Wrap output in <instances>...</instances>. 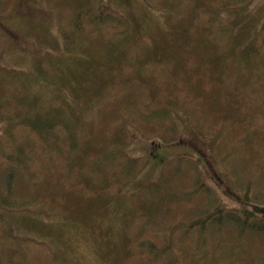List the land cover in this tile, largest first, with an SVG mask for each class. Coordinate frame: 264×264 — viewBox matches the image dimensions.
<instances>
[{
    "label": "rangeland",
    "instance_id": "1",
    "mask_svg": "<svg viewBox=\"0 0 264 264\" xmlns=\"http://www.w3.org/2000/svg\"><path fill=\"white\" fill-rule=\"evenodd\" d=\"M12 163L0 264H264V0H0Z\"/></svg>",
    "mask_w": 264,
    "mask_h": 264
},
{
    "label": "trees",
    "instance_id": "2",
    "mask_svg": "<svg viewBox=\"0 0 264 264\" xmlns=\"http://www.w3.org/2000/svg\"><path fill=\"white\" fill-rule=\"evenodd\" d=\"M237 2H241L243 4H246L249 0H236ZM12 152V151H10ZM13 165V166H12ZM12 165H9L5 169L7 172V177L6 181L1 185L0 184V204L3 206H6V203H3L2 200H6L3 198H7V190L9 189V185L13 182L12 177L14 174V166L15 164L12 163ZM11 180V183L9 181ZM3 181V180H2ZM241 197V196H240ZM246 200H249V196H245ZM256 201V200H255ZM258 202V205H254L253 208L245 209L242 211V214L244 216L242 217V222H241V230L242 231H247L249 227H251L252 230H262L264 231V201L263 202ZM222 208H219V211H222ZM256 212H259V216H257ZM229 218L232 217L233 211L228 210ZM238 219L241 221V217L237 216ZM249 221H255L250 225L248 223Z\"/></svg>",
    "mask_w": 264,
    "mask_h": 264
},
{
    "label": "flooded vegetation",
    "instance_id": "3",
    "mask_svg": "<svg viewBox=\"0 0 264 264\" xmlns=\"http://www.w3.org/2000/svg\"><path fill=\"white\" fill-rule=\"evenodd\" d=\"M183 142L179 144L177 147L179 150L186 152L189 149L192 150L191 156H194L196 159L199 160L201 163L199 166L201 167L202 171H205L209 174L212 184L216 187H220V190H224L225 192L228 191L227 185L224 183L225 178L221 170L216 166L215 162L211 159V153L204 149V147H200L198 141L190 142L191 140L188 138L183 137L181 139Z\"/></svg>",
    "mask_w": 264,
    "mask_h": 264
}]
</instances>
